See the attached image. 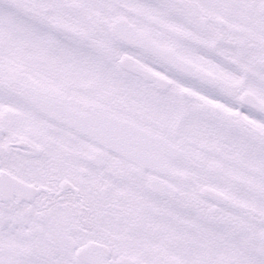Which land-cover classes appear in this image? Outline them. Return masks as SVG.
I'll return each mask as SVG.
<instances>
[{"label": "snow or ice", "instance_id": "1", "mask_svg": "<svg viewBox=\"0 0 264 264\" xmlns=\"http://www.w3.org/2000/svg\"><path fill=\"white\" fill-rule=\"evenodd\" d=\"M0 264H264V0H0Z\"/></svg>", "mask_w": 264, "mask_h": 264}]
</instances>
